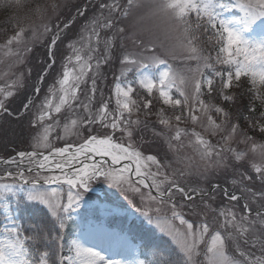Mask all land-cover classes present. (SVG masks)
I'll list each match as a JSON object with an SVG mask.
<instances>
[{"label": "snow or ice", "instance_id": "snow-or-ice-1", "mask_svg": "<svg viewBox=\"0 0 264 264\" xmlns=\"http://www.w3.org/2000/svg\"><path fill=\"white\" fill-rule=\"evenodd\" d=\"M0 3L21 6V0ZM141 6L140 0H65L63 11L58 3L35 9L41 18L56 12L55 22L43 25L44 58L0 85V117L28 118L36 130L30 150L0 158L6 166L0 169V264H264V163H239L247 152L232 146L237 135L242 143L253 139L249 132L264 135V107L256 108V101L264 106V0H155L153 14L174 34L164 53L126 34L124 20ZM29 39L17 26L0 49L23 64L33 50ZM127 40L141 51H128ZM177 48L190 77L167 58L176 59ZM117 61L105 96L104 67ZM33 74L31 94L12 109ZM188 78L191 92L180 87ZM249 93L247 114L233 112L237 96ZM141 115H155L172 133L150 129L170 152L193 138L187 146L205 162L197 173L203 184L185 180L191 173L173 168L167 152L152 154ZM257 147L264 149L254 144L252 151ZM97 185L119 191L163 234L149 249L150 260L129 248L109 255L77 224L94 212L89 194Z\"/></svg>", "mask_w": 264, "mask_h": 264}, {"label": "rangeland", "instance_id": "rangeland-1", "mask_svg": "<svg viewBox=\"0 0 264 264\" xmlns=\"http://www.w3.org/2000/svg\"><path fill=\"white\" fill-rule=\"evenodd\" d=\"M73 1V0H71ZM141 7L136 9L133 12V15L129 17L128 19L124 20L123 24L126 27V34L131 36L132 33L136 34V37L143 39L145 42H148L149 40L156 46V50L160 53H164L165 50L171 48L173 44L175 43L174 40V34L171 32L167 21L158 15L153 14L154 9V2L155 0H140ZM47 1L44 3V0H41L40 4L45 5ZM61 5L60 11H63V5L65 3V0H60L57 2ZM34 5L25 3L24 4V11L28 14L32 13L34 10L32 9ZM53 10H49L47 13V17L49 19H53L56 17V14H53ZM25 16L20 14V17L18 18V21H22V23L25 21ZM38 20L33 24V22L28 26L24 27L25 29V35L29 37L28 43L32 46L33 50L31 53H27L25 56V63L21 64L18 63V57L11 55L6 56L4 54L3 49H0V85H3L5 83L11 82L12 80L16 79V75H18L21 72H24L27 67H34V63H37V56H36V49L38 48L39 44L47 37L46 34H44L43 25L45 22ZM44 21H47L46 19H43ZM47 23V22H46ZM33 32H35V38L31 39ZM38 42V43H37ZM37 43V44H36ZM4 44V42H0V45ZM126 48L130 52H139L141 51V48L137 46V44L133 43L132 40L125 41ZM23 48V45L20 46ZM173 55H175L176 59H172V56L169 55L167 58L169 59V62L173 65L175 69L178 71L183 72L186 61L183 59L182 52L179 48L175 49ZM114 65H118L117 74L120 70L119 62H115L112 65L108 67V71L111 76H114ZM107 66V65H106ZM183 74L186 77H190L191 74L187 72H183ZM27 83V78L25 80V86ZM180 87L184 88L187 92H191L192 89V80L190 78L186 79V82L184 85H180ZM29 93V91H27ZM25 92H23V89L20 90L19 94L16 96L15 99H12L11 102V108L17 109L20 107L21 101L24 99ZM241 100H247L245 96L242 98L239 96ZM217 103V102H216ZM14 106L12 107V105ZM163 106V105H159ZM166 111L170 113V110L167 109ZM264 107V106H262ZM244 109V108H243ZM20 118V117H19ZM18 117L14 114L12 116H4L0 119V136L3 138L10 139L13 142H16L17 139L20 141L23 140L22 143L27 144L28 146L31 145V137L35 134V129L32 127H29V124L22 118L17 120ZM140 119H147L149 128L144 130V136L146 139H148L151 142V149L153 151L152 154L160 153L163 154L165 152L168 153V157L170 161L172 162L173 168L185 170L191 173V175L185 176V180H187L190 184H203L204 182L201 180V178L197 175L199 171H202L205 162L202 161L199 157V155L194 151V149L188 145V141L193 139L192 137L183 138V143L185 144L184 147L179 148L178 152L173 153L168 150V146L163 139V137L155 138L152 135L151 128H155L157 132H166L163 126L158 124V118L155 115H152L150 117L145 118L143 115L140 116ZM63 122V121H62ZM181 127H188L191 128L193 125L186 124L181 125ZM27 128H30L32 130V134H27ZM197 130L200 129L197 127ZM54 134V133H53ZM166 135L170 136L172 135L171 132H166ZM261 136L260 134H256ZM241 137L237 135L233 142L232 146L236 148L238 151H244L247 152V156L244 158L241 163H249L255 162V163H264V157L261 156V152L264 151V149H261L257 147L256 151H252V146L255 145H264V138L263 140H258L256 138H253L250 141L247 142H240ZM213 142H215V138H213ZM110 189V188H109ZM114 190V191H113ZM113 191L112 196V203H107V206L111 210H114L117 213H122L125 210H133L131 206L128 204V201L125 200L124 195H122L119 191L116 189H111ZM129 198L132 199L131 194H129ZM122 205L124 207L115 209L113 205ZM139 204V202H138ZM215 206V205H214ZM109 214V212H107ZM3 214V213H2ZM132 215V214H131ZM104 230L101 229L96 234L95 232H91L93 235L92 243H94L99 249L105 250L108 252L109 255H113V251L115 249H121V251L125 248H129V252L136 251L138 252V244L137 245H131L128 241L127 237L122 236V234L119 231H111L106 234L103 233ZM160 233V231H158ZM139 258V257H138Z\"/></svg>", "mask_w": 264, "mask_h": 264}, {"label": "trees", "instance_id": "trees-1", "mask_svg": "<svg viewBox=\"0 0 264 264\" xmlns=\"http://www.w3.org/2000/svg\"><path fill=\"white\" fill-rule=\"evenodd\" d=\"M11 7V6H10ZM11 8L8 7H3L2 9H0V20L1 19H6L7 17L11 16V12L10 10ZM2 23V22H0ZM245 96V95H244ZM241 97V96H240ZM243 97V96H242ZM241 97V98H242ZM249 105V101L247 100H241L239 98V95L237 96V100L235 102V105L232 107V111L235 112L236 108L239 107V109L241 110V112H244V114H247L246 112V108ZM244 108V109H243ZM243 123V121H241Z\"/></svg>", "mask_w": 264, "mask_h": 264}]
</instances>
